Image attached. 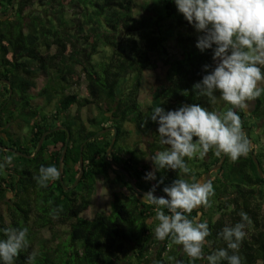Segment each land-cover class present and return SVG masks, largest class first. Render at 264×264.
I'll use <instances>...</instances> for the list:
<instances>
[{"label":"trees","instance_id":"16d2710c","mask_svg":"<svg viewBox=\"0 0 264 264\" xmlns=\"http://www.w3.org/2000/svg\"><path fill=\"white\" fill-rule=\"evenodd\" d=\"M134 2L0 0V163L6 156L12 157L10 165L0 168V239H6L5 228L28 229V246L14 264H28L33 252V264H208V255L226 247L218 233L224 226L240 222L239 213L244 211L249 221L239 249L242 264H264V178L258 176L249 152L237 161L224 155L220 166L209 172L214 188L209 205L189 215L201 213L200 221L209 226L204 259L188 257L170 236L164 240L155 237L156 206L143 204V194L129 184L130 178L137 189L149 191L156 184V180L144 178L154 169L149 157L168 147L160 143L159 125L150 119L152 109L176 110L183 104L198 103L209 111L222 112L231 106L219 99V93L215 104L195 94L193 85L207 74L204 65L215 66L213 53L196 47L202 33L178 12L174 0H143L138 4L143 13L138 15ZM169 40L179 49L178 56L168 54ZM158 60L165 64L164 75L150 89L148 104L142 106L137 98L141 71L154 68ZM38 74L43 81L32 93L29 88ZM129 74L133 76L128 78ZM1 79L8 82L9 93ZM34 97L41 102L31 101ZM91 106L93 112H89ZM236 111L242 128H248L250 150L264 175V94L246 110ZM127 122L139 138L145 137L144 149L137 140L131 148L123 141ZM111 125L115 136L108 157L127 175L104 158L111 130L93 135ZM47 129L32 156L15 152L29 155ZM66 133L61 180L42 188L34 177L42 165L57 167ZM83 140L82 172L74 187L65 191L62 185L69 186L78 172ZM219 158L215 150L204 158H185L190 172L183 178L189 182L193 177L204 179ZM178 175L171 169L156 172L163 184L155 192L165 195L163 187ZM96 177L117 183L118 188L111 194L108 212L85 217L81 212L90 201ZM52 209H60L55 217ZM161 210L167 214V209ZM38 228L48 229L49 236L38 237L33 247Z\"/></svg>","mask_w":264,"mask_h":264},{"label":"clouds","instance_id":"9594fccd","mask_svg":"<svg viewBox=\"0 0 264 264\" xmlns=\"http://www.w3.org/2000/svg\"><path fill=\"white\" fill-rule=\"evenodd\" d=\"M177 10L195 30L202 33L196 47L203 52L212 50L215 66L204 65L207 72L200 82L193 85L197 96L206 97L211 104L219 99L229 107L226 111H209L198 103L183 104L176 110L166 111L161 106L152 109L150 119L158 123L160 143L165 150L156 152L149 159L154 169L145 175V180H156V184L143 194V204L156 206L154 219L158 222L155 237L164 240L171 237L175 244L182 245L184 252L193 260L204 259L206 238L211 234L207 222L200 221L201 213L189 215L201 206L209 205L214 195L211 180L183 178L190 172L185 158H204L210 150L215 155L222 153L237 161L250 151V141L242 128L236 109L246 110L248 101H254L264 94V0H174ZM147 123V121H145ZM11 156H6L0 168L10 165ZM171 169L180 175L162 191L165 196L154 195L163 184L157 180L156 172ZM60 171L54 165L41 166L34 177L37 184L48 187L49 182L59 178ZM167 209V214L161 210ZM60 209H52L55 217ZM241 221L226 225L218 233L226 247L219 248L207 256L208 264H242L239 255L241 243L246 236L245 228L249 217L239 213ZM6 239H0V261L14 264L20 251L28 246V229L5 228ZM231 253V254H230ZM36 253L28 257L33 264Z\"/></svg>","mask_w":264,"mask_h":264},{"label":"rangeland","instance_id":"374dc122","mask_svg":"<svg viewBox=\"0 0 264 264\" xmlns=\"http://www.w3.org/2000/svg\"><path fill=\"white\" fill-rule=\"evenodd\" d=\"M143 0H135V4L133 6L134 9H136L135 14L138 13H143L142 9L138 6V4H140ZM35 4V3H34ZM34 6L38 7L37 4H35ZM167 51L168 54L172 56H178L179 54V49L175 46L174 42L172 40H169L167 42ZM213 61V60H212ZM214 65L215 62L213 61ZM164 70H165V64H162L159 60L156 63V66L152 69H143L141 71V75H140V84H139V88H138V95L137 98L140 102V104L142 106H145L146 104H148V101L150 99V89L155 86L163 77L164 75ZM133 76V74H129L128 78H131ZM43 76L38 74L35 77V84L34 86H31L29 88L30 92L34 93L37 88L39 87V85L42 83L43 81ZM263 82H261L262 84ZM260 84V85H261ZM259 85V86H260ZM81 94L84 93L83 89L79 90ZM8 94V93H7ZM31 101L34 102H41V98L40 97H34L31 99ZM248 104H251L252 101H248ZM73 107V106H72ZM94 111V107L91 106L90 107V111L89 112H93ZM82 116L84 118V116H86V111L84 109H82L81 111ZM90 114V113H88ZM23 117V115L21 116ZM24 127L26 128V125H24ZM124 127L126 129H128L127 133L124 135L123 137V141L125 142V144H127L128 148H131L133 145V142L135 140L138 141V146L142 149L145 148V137L139 138L138 135H136L134 133V131L132 130L133 125L130 122H127L124 124ZM11 129H14L13 125L11 126ZM261 132V131H260ZM259 132V136L261 137V134ZM252 134V139L255 138L256 140V133L252 132L250 133ZM257 136H258V132H257ZM121 141V142H123ZM120 142V140L118 141ZM120 142V143H121ZM256 143L258 142L257 140L255 141ZM255 144V143H254ZM253 146H257L256 144ZM261 149H264V146H261ZM125 155L127 154V152L124 153ZM138 154V153H137ZM140 155V154H138ZM188 167L190 165V163L188 162ZM108 175L109 177L113 176V173L111 172V170L108 171ZM129 178V177H128ZM94 188L93 191L90 194V201L88 203V205L86 206L85 209L82 210L81 214L85 217H90L92 216V214L94 212L97 211H102V212H108L110 209V199H111V194L113 191H115L118 188L117 183H108L105 182L100 178L96 177L94 180ZM263 209H264V204L262 205ZM156 227V225H155ZM154 227V228H155ZM36 235L33 239L34 242H32L33 247L36 246V239L38 237L40 238H47L49 236V230L46 228H38L36 231ZM172 243H174V241H172ZM175 245V244H174Z\"/></svg>","mask_w":264,"mask_h":264},{"label":"water","instance_id":"95a60500","mask_svg":"<svg viewBox=\"0 0 264 264\" xmlns=\"http://www.w3.org/2000/svg\"><path fill=\"white\" fill-rule=\"evenodd\" d=\"M12 1H13V0H11V2H12ZM1 80L7 83L8 93H9V92H10V89H9V84H8V82H7L5 79H1ZM57 127H59V126H57ZM106 130H111V134H110V139H109L108 145H107V147H106V149H105V152H104V158L107 160L108 164H109L113 169L118 170V171L124 173L125 175H127V172H126L125 170H123L121 167L115 165V164L113 163V161L108 157V153H109V151H110V148H111V145H112V141H113L114 136H115V127H114L113 125L103 127V128H101V129L95 131V132L93 133V135H98L99 133H102V132H104V131H106ZM243 130L245 131V133H246V135H247V138L249 139L248 128H247V127H243ZM48 131H49V129H47L46 131H44V132L41 133V135L39 136V138H38V140H37V142H36L35 149H34L29 155H27V154H23V153H21V152H19V151H15V152H17V153H19V154H22V155H24V156H32V155L36 152V150L38 149V147H39V145H40V143H41V140H42V138H43L44 133H46V132H48ZM67 140H68V133H66L64 143H63V145H62V148H61L60 154H59V156H58L57 168H58L59 171H60V164H61L62 155H63V153H64V150H65V147H66V144H67ZM83 142H84V140L79 144V153H78V156H77L78 172H77L76 176L74 177L73 181L71 182V184H70L69 186H64V185H62V187H63V189H64L65 191H67V190H69V189H71V188L74 187V185L76 184V182H77V180H78V178H79V176H80V174H81V172H82V160H81V152H80V150H81V147H82ZM1 148H5V147H4V146H1ZM7 149H8V150H11V151L13 150L12 148H9V147H7ZM249 154H250V158H251V160L253 161V163H254V165H255V168H256V171H257L258 176L261 177V178H264V175H263L262 172H261V169H260V167H259V164H258V162H257V160H256V158H255V156H254L253 153L251 152V150L249 151ZM223 158H224V154L222 153V154L220 155L219 161H218L216 164L210 166L209 169L204 173V179H205V180H209V172H210L211 170H213V169L219 167L220 164H221V162H222V160H223ZM59 179H60V176H59ZM60 180H61V179H60ZM129 184H130V186H131L135 191H137V192L140 193V194H144V193L147 192V191H143V190H139V189H137V188L135 187L133 181H132L130 178H129ZM154 195H155V196H165V198H167L166 195H162V194L157 193V192H154Z\"/></svg>","mask_w":264,"mask_h":264}]
</instances>
